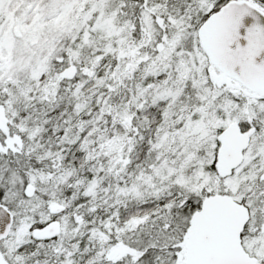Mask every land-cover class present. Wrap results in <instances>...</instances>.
Returning a JSON list of instances; mask_svg holds the SVG:
<instances>
[{
  "label": "snow or ice",
  "instance_id": "snow-or-ice-1",
  "mask_svg": "<svg viewBox=\"0 0 264 264\" xmlns=\"http://www.w3.org/2000/svg\"><path fill=\"white\" fill-rule=\"evenodd\" d=\"M0 264H264V0H0Z\"/></svg>",
  "mask_w": 264,
  "mask_h": 264
}]
</instances>
